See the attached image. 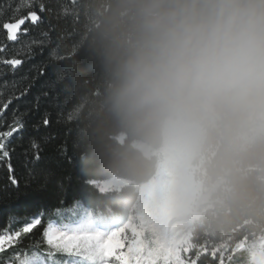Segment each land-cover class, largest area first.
Masks as SVG:
<instances>
[{
    "label": "trees",
    "instance_id": "obj_1",
    "mask_svg": "<svg viewBox=\"0 0 264 264\" xmlns=\"http://www.w3.org/2000/svg\"><path fill=\"white\" fill-rule=\"evenodd\" d=\"M29 3L41 15L40 23L13 42L0 28V45L6 46L0 59L15 55L24 61L16 70L0 63V103L31 84L28 95L13 101L5 113L8 122L13 110L25 114L28 126L11 141L20 191L0 196V232L15 230L34 216L42 218L32 233L21 237L17 252L42 249L49 221L57 222L72 208L101 221L128 218L138 200L136 186L150 182L158 166L133 143L155 150L163 146V133L125 124L109 109L105 71L89 48L92 0H0V7L21 5L26 11ZM44 115L51 121L47 128L41 122ZM120 135L124 143L117 140ZM33 139L40 144L39 162L30 148ZM195 166L199 181L219 186L194 226L190 260L199 256L198 264H218L211 255L216 252L225 264L229 255L232 264H246L249 253L239 247L264 237V139L240 150L203 143ZM8 175L6 161H0V190L11 189ZM113 178L130 185L112 193L94 185ZM11 253H0V260Z\"/></svg>",
    "mask_w": 264,
    "mask_h": 264
},
{
    "label": "clouds",
    "instance_id": "obj_2",
    "mask_svg": "<svg viewBox=\"0 0 264 264\" xmlns=\"http://www.w3.org/2000/svg\"><path fill=\"white\" fill-rule=\"evenodd\" d=\"M89 48L125 124L240 150L264 139V0H92Z\"/></svg>",
    "mask_w": 264,
    "mask_h": 264
},
{
    "label": "rangeland",
    "instance_id": "obj_3",
    "mask_svg": "<svg viewBox=\"0 0 264 264\" xmlns=\"http://www.w3.org/2000/svg\"><path fill=\"white\" fill-rule=\"evenodd\" d=\"M125 139L123 135L117 138L120 143H124ZM202 145L196 137L165 134L159 150L142 142H134V148L148 158H155L158 166L150 182L136 186L138 200L128 218L101 221L84 209L72 208L60 220L52 223L55 227L68 223L85 233L104 236L120 231L125 239H140L162 257L179 256L186 262L190 261L189 242L194 226L206 214L211 205V196L219 186L209 187L196 177L198 169L195 162L200 157ZM94 185L102 193H112L122 191L130 183L113 178ZM261 246H264V237L254 244L241 245L239 251L250 254ZM37 251L45 254L49 251L46 240L42 249L35 248L24 253L30 255ZM57 258L67 259L62 255H57ZM75 264L87 262L77 260ZM160 264H164L163 259Z\"/></svg>",
    "mask_w": 264,
    "mask_h": 264
},
{
    "label": "snow or ice",
    "instance_id": "obj_4",
    "mask_svg": "<svg viewBox=\"0 0 264 264\" xmlns=\"http://www.w3.org/2000/svg\"><path fill=\"white\" fill-rule=\"evenodd\" d=\"M9 8L12 9L11 14L7 11ZM31 8V3L28 4L29 10L26 11L22 10L21 5L6 4L4 7H0V28L5 30L8 40L17 41L19 36L26 35L29 32L31 26L42 21L38 11L31 10ZM44 10V5L41 4L39 12L42 13ZM5 47V45H0V53L4 52ZM0 63L9 65L13 70H16L24 61L13 55L10 59H0ZM41 75H43V72H41ZM30 88L31 84H28L18 93L9 95L6 100L0 103V128H5V130L0 131V161H6L9 173L8 181L11 185V189L5 187L0 190V196L4 198H7L12 192L19 193L20 191L19 181L13 174L14 169L11 163L12 153L15 152V147L11 141L14 138L22 137L28 126L27 121L24 119L25 114L13 110L11 121L8 122L5 113L13 105V101L27 96ZM41 122L45 128L51 123L47 115L41 118ZM17 134H19V137ZM30 148L35 154L33 159L39 162L40 144L33 139L30 141ZM41 219L39 215L34 216L15 230L0 232V253H7L8 249H12L11 255L7 259L0 260V264H75L77 260L85 261L87 264H160L162 259L164 264H198L199 261V256L195 260L187 262L179 256L162 257L159 253L148 248L140 239H125L124 234L120 231L104 236L103 234L91 232L85 233L82 229L68 223H63L61 227H55L51 221H49L43 232L46 244L49 247L46 254L38 251L30 255L17 252L16 246L23 243L21 237L32 233L41 224ZM57 255L66 256L67 259H58ZM211 255L212 258L218 261V264H225L224 256H217L216 252ZM227 260L228 264H232L231 255L227 257ZM246 264H264V246L252 251L247 256Z\"/></svg>",
    "mask_w": 264,
    "mask_h": 264
}]
</instances>
